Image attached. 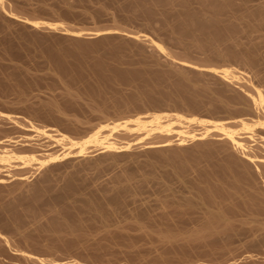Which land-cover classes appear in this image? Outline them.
<instances>
[{
    "label": "bare ground",
    "instance_id": "bare-ground-1",
    "mask_svg": "<svg viewBox=\"0 0 264 264\" xmlns=\"http://www.w3.org/2000/svg\"><path fill=\"white\" fill-rule=\"evenodd\" d=\"M84 1L32 10L85 15ZM95 1L147 28L75 27L0 0V86L16 90L7 66L29 77L36 64L61 85L0 108V264H113L86 238L115 219L211 256L181 264H264V0ZM146 53L165 67L134 66ZM76 243L82 258L48 253Z\"/></svg>",
    "mask_w": 264,
    "mask_h": 264
},
{
    "label": "rangeland",
    "instance_id": "rangeland-1",
    "mask_svg": "<svg viewBox=\"0 0 264 264\" xmlns=\"http://www.w3.org/2000/svg\"><path fill=\"white\" fill-rule=\"evenodd\" d=\"M102 2H108V0H101ZM43 0H30L29 4H26V8H23V4L17 6V11L21 12L23 15L32 18H43V19H63L65 22L75 26V27H104V26H121L128 27L134 30L146 29L145 20L140 18H131L125 16V12H117V5L113 4L112 8L104 11L103 13L97 12L96 6L97 2L91 1L89 3L87 0L78 3L73 10L76 12L85 11L86 14L73 15L70 13H54L50 14L47 12L33 11L32 9L37 8ZM46 2L53 5L55 8H59V0H46ZM178 50H182L181 47ZM192 56H206V53L192 52ZM208 53V52H207ZM2 57V56H0ZM185 57V56H184ZM136 62L134 66H144L151 64L153 67H165L163 58H155L154 56L146 53V55H136L133 58ZM201 61V60H200ZM209 61V60H206ZM5 64H10L11 62L16 63L17 60L4 59ZM217 64L218 61H212ZM167 66V65H166ZM31 72L29 77L22 75L19 76L15 74V71L10 66L6 67V72L9 74L8 77L14 83H16V90L9 92L4 87L0 86V108L5 106L15 107L16 103L13 99L16 97L17 93L23 94V99L32 98L33 93L41 91H60L61 85L57 83L49 75L39 76V74H45L48 70L47 67L44 69H39V64L30 65L26 68ZM0 72H4L0 68ZM1 74V73H0ZM32 90V92H31ZM216 93L212 94L215 96ZM91 117V116H90ZM88 117V118H90ZM37 121L41 124L48 123L44 119L37 118ZM149 196V195H147ZM121 218L122 223H128L131 221L130 216L124 214ZM243 217V216H242ZM235 218V213H228L225 219L233 220ZM116 223H108L105 227L91 229L86 240L91 244V252H95L94 248H99L106 255L103 259H111L113 264H181L189 260L196 259H210L211 256L203 253L205 247L196 246L194 251L183 255L181 249H170L165 246V241L169 239L167 232L160 231H142L135 228H125L122 229L118 227L120 222L115 219ZM91 223H97V225H102L97 219L90 220ZM250 237L243 238L238 241V245L246 244ZM78 243L70 245L68 251L60 248H53L49 250L48 253L50 257L64 256V257H83L80 252ZM248 249L252 247L248 246ZM92 257H97L102 259L96 253L91 254ZM182 256V257H178Z\"/></svg>",
    "mask_w": 264,
    "mask_h": 264
}]
</instances>
